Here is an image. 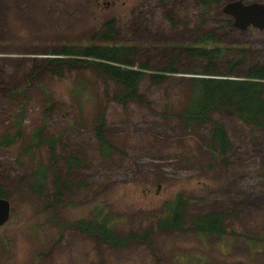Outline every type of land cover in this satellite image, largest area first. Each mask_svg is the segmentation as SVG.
<instances>
[{"label": "rangeland", "instance_id": "rangeland-1", "mask_svg": "<svg viewBox=\"0 0 264 264\" xmlns=\"http://www.w3.org/2000/svg\"><path fill=\"white\" fill-rule=\"evenodd\" d=\"M250 1L262 0H244ZM0 4V56L10 60V65L0 62V134L10 133L12 123L19 120L25 130L44 121L45 134L60 135L65 144L61 149H78L82 160L71 172L76 184L62 191L61 203L43 209V198L15 187L17 177L29 170L26 156L17 161L16 143L0 146V181L10 207L0 225V264H264V241L242 236H264V127L253 131L223 109L211 114L224 124L231 142L225 164L205 147L208 123L187 128L174 119L173 113L186 101L184 81L170 78L152 85L145 76L138 83L141 102L122 105L102 98L105 87L110 93L114 85L91 67L55 77L41 62L50 49L91 44L90 36L103 19L114 17L115 38L102 44H132L137 50L134 64L147 60L146 71H152L166 63L173 46L189 43L196 34V0H0ZM221 6L205 13L202 29L210 30L216 19L212 32L221 46L245 47L239 73L252 63L264 64V30L225 28L218 20L226 16ZM141 30L150 37H138ZM182 58L179 69L194 68ZM179 74L184 75H175ZM98 111L105 113L104 134L121 153L104 157L96 152L90 128ZM37 156L45 159L43 149L35 152L34 160ZM50 183L48 176L47 194ZM176 192L187 197L188 214L208 211L211 203L219 211L228 210L227 233L218 238L191 230H155L161 203L172 200ZM91 209L105 212L118 234L150 229L149 245L128 243L123 249L97 245L93 235L80 234L72 226Z\"/></svg>", "mask_w": 264, "mask_h": 264}, {"label": "trees", "instance_id": "trees-1", "mask_svg": "<svg viewBox=\"0 0 264 264\" xmlns=\"http://www.w3.org/2000/svg\"><path fill=\"white\" fill-rule=\"evenodd\" d=\"M222 2L223 0H196L199 9V16L194 24L197 29L196 34L189 43L173 46V51L171 47V56L167 57L166 63L152 71H146L148 69L147 60H143L138 66L134 64L133 58L137 50L132 44H102L115 38L117 25L114 17L103 19L99 30L90 36L91 44L80 45L76 48L73 44H68L50 49L49 55H44L41 62L55 77L62 76L64 71L69 69L91 67L100 76L112 80V85H114L115 89L110 93L108 86L105 87L102 98L106 99L108 96L113 99V102L122 105L131 101L141 102L138 83L145 76L149 80L148 83L152 85L167 82L170 78L184 81L186 101L180 105L177 114L173 113L174 119L187 128L208 123L205 147L214 157L226 164L225 155L231 150V142H229L224 124L211 118V114L223 109L233 113L240 121L248 123L253 131L262 129L264 127V64L252 63L250 66H245V69L239 73L240 66L243 65L246 57L245 47L221 46L216 33L212 32L216 28L214 26L216 19L213 21L214 25L209 26L210 30L202 29L205 27L202 26L205 13L210 7L221 6ZM2 9L0 4V21L2 20ZM218 20L225 28H234L228 15ZM168 21H170L169 18ZM143 30L136 35L150 37L148 32L146 30L143 32ZM182 57L189 59L194 68L179 69L178 65ZM3 61L7 65L10 60L0 56V62ZM15 64L12 62V65L18 66ZM179 72L184 75H175ZM8 90L12 92L14 89L9 88ZM46 109L48 106L42 111L43 116L46 114ZM105 118L103 111L96 113L90 134L95 140L96 152L109 157L113 151L121 153L122 150L114 146V143L104 134ZM43 122L35 123L29 130L20 126L22 120L12 123L13 130L10 133L0 134V146L7 147L16 143L17 161L19 157L26 156L28 162L26 167L29 166V170L17 177L15 187L26 189L36 197L43 198L45 202L41 206L46 209L61 203L62 191L66 189L68 191L74 183L76 184V181L72 180L71 172L81 165L82 160L78 149L69 150V152L61 149L65 144L60 135L45 134ZM40 148L45 153V159L42 160L41 156H37L34 160V154ZM48 176L51 177V190L47 194L44 185ZM3 185L0 181V196L7 200V190ZM186 203L187 197L177 192L172 200L161 203L160 213L155 216L153 222L154 229L167 233L191 230V232L204 236L214 235L218 238L227 233L224 214L228 210L219 211L211 203L208 211L197 210V212L188 214ZM108 218L102 210L95 212L91 209L84 217L72 221V226L80 234L93 235L99 246L106 245L112 249H123L128 243L142 242L149 245L150 229L137 232L128 230L124 234H118L114 231L113 222L110 223ZM242 236L253 241H264V236L253 237L251 234H242Z\"/></svg>", "mask_w": 264, "mask_h": 264}, {"label": "water", "instance_id": "water-1", "mask_svg": "<svg viewBox=\"0 0 264 264\" xmlns=\"http://www.w3.org/2000/svg\"><path fill=\"white\" fill-rule=\"evenodd\" d=\"M221 12L228 15L236 29L255 27L264 30V0L261 2L244 0H228L221 6ZM9 202L0 196V225L9 216Z\"/></svg>", "mask_w": 264, "mask_h": 264}]
</instances>
